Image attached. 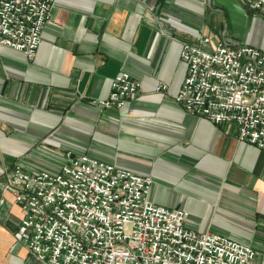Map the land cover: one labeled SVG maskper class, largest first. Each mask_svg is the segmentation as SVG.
<instances>
[{"label":"crops","instance_id":"1","mask_svg":"<svg viewBox=\"0 0 264 264\" xmlns=\"http://www.w3.org/2000/svg\"><path fill=\"white\" fill-rule=\"evenodd\" d=\"M50 17L32 59L0 49V264H38L16 241L22 211L1 185L5 171L55 170L67 151L150 176L152 202L185 210L194 230L250 244V264H264V150L175 100L181 43L264 50V9L249 0H55ZM121 70L138 92L120 108L93 106Z\"/></svg>","mask_w":264,"mask_h":264},{"label":"built area","instance_id":"2","mask_svg":"<svg viewBox=\"0 0 264 264\" xmlns=\"http://www.w3.org/2000/svg\"><path fill=\"white\" fill-rule=\"evenodd\" d=\"M54 2L0 0V49L12 47L32 59ZM249 7L264 9V0H249ZM180 58L186 74L175 100L190 114L234 125L239 140L264 150V50L203 37L183 41ZM110 85L93 106L122 107L140 82L121 70ZM152 182L67 151L55 170L14 163L1 185L22 211L16 241L38 264H250V244L188 227L185 210L152 202Z\"/></svg>","mask_w":264,"mask_h":264}]
</instances>
